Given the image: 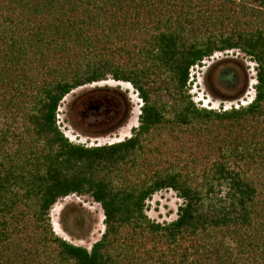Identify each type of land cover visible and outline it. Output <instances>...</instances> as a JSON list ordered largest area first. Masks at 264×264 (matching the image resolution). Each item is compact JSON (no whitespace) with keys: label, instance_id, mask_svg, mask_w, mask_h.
<instances>
[{"label":"trees","instance_id":"16d2710c","mask_svg":"<svg viewBox=\"0 0 264 264\" xmlns=\"http://www.w3.org/2000/svg\"><path fill=\"white\" fill-rule=\"evenodd\" d=\"M253 3L0 0V109L23 126L0 128V264H136L133 243L118 241L124 230L172 247V258L156 251L159 264H264V127L250 130L264 122V0ZM132 31L136 48L122 45ZM227 50L255 63L253 99L230 109L199 106L189 93L191 70ZM109 78L129 83L142 101L133 135L72 142L58 125L61 101ZM221 78L235 85L237 71ZM163 129L191 135L216 159L202 172L197 158L193 166L142 169L144 138ZM257 163L261 180L250 171ZM163 189L182 199L169 222L145 212ZM70 194L103 209L105 230L90 249L52 230L50 210ZM183 240L190 244L179 252Z\"/></svg>","mask_w":264,"mask_h":264},{"label":"rangeland","instance_id":"374dc122","mask_svg":"<svg viewBox=\"0 0 264 264\" xmlns=\"http://www.w3.org/2000/svg\"><path fill=\"white\" fill-rule=\"evenodd\" d=\"M218 1L213 0V4H218ZM243 2L247 6L254 4L253 0H243ZM229 5L233 6L235 11L237 10L235 4L229 3ZM215 14L219 12L216 11ZM211 15L202 16L208 18ZM248 19H250L249 16L242 20ZM136 34L133 31L127 32L122 45L126 44L129 48H136L137 46L134 45L141 42L135 38ZM114 49L116 46H113L112 51L106 54L112 55ZM254 64L249 57L237 50L216 52L192 68L189 93L199 106L216 110L246 105L254 96L256 82ZM227 69L237 71L235 85L223 84L221 75ZM94 99L102 100L110 110L104 113L102 111L101 116L89 114L94 108H88L90 112L86 106L96 105ZM141 104L142 101L137 91L129 83L109 78L78 87L67 94L58 108V125L69 140L75 143L91 146L118 142L133 135V129L139 124ZM102 119L106 121L102 122ZM7 125H10L12 131L23 130L20 119L15 118L9 111L0 109V128L5 129ZM262 127H264V122L257 121L253 122L250 130L252 132L257 129L256 132H260ZM190 138L191 135H183L178 131L172 133L165 129L153 131L144 138L146 154L140 162L141 168L147 167L151 170L164 168L170 164L183 166L186 162L193 166L192 159L197 158L194 167L197 172H202L203 167L216 159L217 152L210 153L204 145L202 146L205 150L200 151L201 148L197 149L195 143L189 141ZM260 170L258 163L250 169L254 178L259 177L261 180L263 176ZM181 203L182 199L174 190L163 189L156 192L146 202L145 212L154 221L169 222L177 217V209ZM49 217L55 234L68 242L88 249L101 238L105 230L103 209L88 195L70 194L59 198L52 206ZM133 235L128 230L118 235L121 246L125 244V240L127 244L133 243L131 252L133 256L131 255L129 263L134 261L138 262L136 264H159L160 256L156 251L161 249L166 251L169 258H172L169 256L173 255L172 247L165 248L162 242L154 243L151 240H146L144 244L142 242L145 241V237ZM189 244L188 240H183L178 249L179 252ZM114 245L113 252L117 254L121 246ZM147 250L153 251L151 255L147 254Z\"/></svg>","mask_w":264,"mask_h":264},{"label":"flooded vegetation","instance_id":"af4514ba","mask_svg":"<svg viewBox=\"0 0 264 264\" xmlns=\"http://www.w3.org/2000/svg\"><path fill=\"white\" fill-rule=\"evenodd\" d=\"M95 100V103H96V105H94V106H91V105H88V106H86V109L87 110H89L91 107H93L94 109H93V111L91 112L90 110V112L91 113H89V114H91V115H102V111H103V113H104V111L105 112H108L109 110V107H107V105L106 104H104V102L102 101V100H100V99H94ZM85 104H87V102L85 103ZM89 108V109H88ZM99 120V119H98ZM105 119H102V122L104 121ZM106 121V120H105Z\"/></svg>","mask_w":264,"mask_h":264},{"label":"water","instance_id":"95a60500","mask_svg":"<svg viewBox=\"0 0 264 264\" xmlns=\"http://www.w3.org/2000/svg\"><path fill=\"white\" fill-rule=\"evenodd\" d=\"M96 116H98V115H96ZM99 116H101V115H99ZM97 119H99V118H97Z\"/></svg>","mask_w":264,"mask_h":264},{"label":"bare ground","instance_id":"6f19581e","mask_svg":"<svg viewBox=\"0 0 264 264\" xmlns=\"http://www.w3.org/2000/svg\"><path fill=\"white\" fill-rule=\"evenodd\" d=\"M103 217V216H102ZM103 224V223H102Z\"/></svg>","mask_w":264,"mask_h":264},{"label":"clouds","instance_id":"9594fccd","mask_svg":"<svg viewBox=\"0 0 264 264\" xmlns=\"http://www.w3.org/2000/svg\"><path fill=\"white\" fill-rule=\"evenodd\" d=\"M239 107V106H238Z\"/></svg>","mask_w":264,"mask_h":264}]
</instances>
